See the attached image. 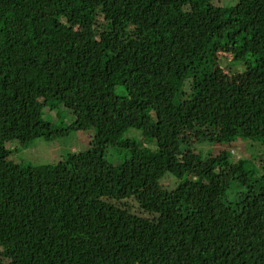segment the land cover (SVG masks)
I'll return each mask as SVG.
<instances>
[{"label":"trees","instance_id":"1","mask_svg":"<svg viewBox=\"0 0 264 264\" xmlns=\"http://www.w3.org/2000/svg\"><path fill=\"white\" fill-rule=\"evenodd\" d=\"M25 103L28 135L0 131L7 264H264V176L232 150L264 144V0H0V121ZM64 109L68 126L46 118ZM133 128L147 140H124ZM91 129L56 163L14 160ZM236 177L249 190L227 200ZM165 179L152 217L135 212Z\"/></svg>","mask_w":264,"mask_h":264},{"label":"rangeland","instance_id":"2","mask_svg":"<svg viewBox=\"0 0 264 264\" xmlns=\"http://www.w3.org/2000/svg\"><path fill=\"white\" fill-rule=\"evenodd\" d=\"M220 6H234L237 4L238 0H218ZM233 57L229 56L223 59L221 65L223 67L230 68L231 66H235L234 70H237L238 66H240V62L236 61L235 65L232 63ZM227 68V69H228ZM233 68V67H232ZM231 70V69H229ZM236 74V73H235ZM62 113L60 118H58L55 111H46V118L56 122L60 121V125L65 126L69 125L72 121L71 114L68 110H61ZM34 113V108L29 104L25 103L18 109L15 113V117L12 126H7L6 123L1 119L0 121V131L1 135L9 140H15L20 137H24L28 135L29 130L31 129V119ZM95 135L94 129L89 131H79L75 132L67 138H62L57 141H34L27 148L23 149L17 156H14V160L16 161H29L34 165L46 164V163H56L63 158H66L73 152H80L88 149L91 140ZM125 139H131L135 141H145L147 140L143 133L138 129H131L127 134L123 136ZM17 142H11L12 147ZM149 149H155L153 144L145 143ZM208 145H197V153L200 152L203 155L210 154L212 151L219 150L220 145L206 143ZM232 150L235 151V156L237 155V159L246 158L248 161L249 169L251 173L256 177L264 176V144L260 141H254L252 139H238L233 144ZM130 152L126 151V149H108L106 153V159L115 164L121 163L125 158V155H129ZM235 161L236 158L234 157ZM172 181L170 179L161 180L156 186H151L143 191L139 196H136L129 200V204L132 209L142 216L152 217V214L156 212V200L155 194L163 189H169L172 185ZM175 185L171 187L173 189ZM162 189V190H163ZM246 189L244 184L239 180V178H235L232 181L230 190L227 194V200H236L239 198L240 194L243 193ZM249 190V189H248ZM143 195V196H141ZM8 261L0 257V264H7Z\"/></svg>","mask_w":264,"mask_h":264}]
</instances>
